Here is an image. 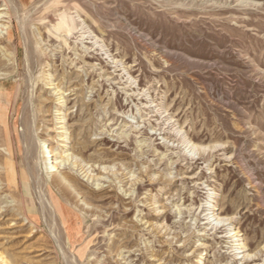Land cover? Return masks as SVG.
Wrapping results in <instances>:
<instances>
[{"label": "rangeland", "instance_id": "rangeland-1", "mask_svg": "<svg viewBox=\"0 0 264 264\" xmlns=\"http://www.w3.org/2000/svg\"><path fill=\"white\" fill-rule=\"evenodd\" d=\"M11 2L0 264H264V0Z\"/></svg>", "mask_w": 264, "mask_h": 264}, {"label": "bare ground", "instance_id": "bare-ground-1", "mask_svg": "<svg viewBox=\"0 0 264 264\" xmlns=\"http://www.w3.org/2000/svg\"><path fill=\"white\" fill-rule=\"evenodd\" d=\"M4 3H6L8 5V9L9 7H11V0H4ZM24 40H25V37H24ZM26 41V40H25ZM24 41V43H26ZM31 118V117H30ZM32 123V122H31ZM31 126V124H30ZM32 133L30 132V134L28 135V138L26 136L23 137V141H24V145H26L25 147V152L26 154L29 156V157H35L37 156L38 154V148H37V140L35 141L33 138H32ZM35 138V137H34ZM46 149H47V152L46 154L43 155V147L42 149L40 148V150H42V159H44V161L47 159H51L53 158L54 156L51 154V152L49 151V146H46ZM38 158V157H37ZM37 161V160H36ZM53 163V162H51ZM37 167H36V171H37ZM53 185H56L58 186L60 189H63L64 191L65 190V182L61 181L60 179H57V178H54L53 179ZM38 183V182H37ZM39 185V184H38ZM40 186V185H39ZM39 186H37L39 188ZM40 196H41V193H40ZM42 198V197H41ZM39 206H40V209H41V213H42V217L45 215L49 220L53 221V219L55 218L53 213H52V210H51V205L48 201L46 200H39ZM56 215V214H55Z\"/></svg>", "mask_w": 264, "mask_h": 264}]
</instances>
